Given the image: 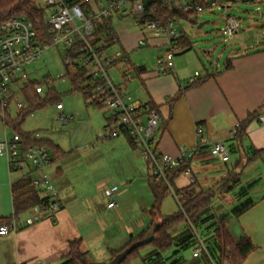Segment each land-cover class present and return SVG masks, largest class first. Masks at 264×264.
Returning <instances> with one entry per match:
<instances>
[{
  "label": "crops",
  "instance_id": "1",
  "mask_svg": "<svg viewBox=\"0 0 264 264\" xmlns=\"http://www.w3.org/2000/svg\"><path fill=\"white\" fill-rule=\"evenodd\" d=\"M126 1L129 9L131 1ZM240 4L247 7L244 12L248 28L242 29L238 37L249 34L251 44H246L247 38L238 39L214 64L206 65L193 54L195 42L181 29L193 49L177 48L175 68L169 74L158 76L156 65L137 66L144 69L133 74L137 82L132 79L127 81L128 86L116 85L134 99L157 109L160 124L155 141L160 154L176 158L183 149L199 151L198 158L175 179L176 189L192 186L188 173L195 178L197 191L213 189L232 171L240 174L239 186L227 195H236L233 208L246 201L253 206L235 218L236 229L230 225L231 232L237 238L249 239L255 247L244 264H264V155L248 161L255 150L264 151V124L258 120L264 111V34L258 33L260 20L264 19V3ZM240 4L230 6L227 13ZM213 13L194 16L198 22V17ZM127 18L139 26L130 16H117L99 29L105 42L111 37V28L117 38V43L111 46L113 51H121L129 57L131 52L144 47L157 49L159 53L169 48L165 37L150 38L141 46L147 36L132 31L134 23L129 21L126 25ZM203 23L205 26L210 22ZM196 73L200 74L197 82L189 84V78ZM237 124L244 129L239 140L237 135L231 134ZM199 128L202 129L200 137ZM10 130L0 120V141L12 138L14 132L9 134ZM39 139L45 138L40 136ZM45 140L57 146L54 141ZM104 142L110 150L97 163L98 167L91 169L83 168L81 161L89 155L88 150L69 153L61 149L63 155L58 159L51 154L52 162L44 172L59 194L60 209L54 218L43 217L40 206L17 219L13 217L12 185L26 178L32 168L11 171L7 158L0 156V227L9 226L7 235H0V264H63L70 253V244L77 240L81 241V250L89 263L109 264L114 253L122 251L131 239L138 238L149 228L152 221L149 211L154 205L150 164L127 137ZM218 142L228 147L230 162L221 163L210 156L211 147ZM65 158L74 159L76 165L72 171L57 166ZM85 178L91 182L89 191L82 183ZM115 185L120 188L114 198L117 207L108 209L104 191ZM241 189L246 193L240 196Z\"/></svg>",
  "mask_w": 264,
  "mask_h": 264
},
{
  "label": "built area",
  "instance_id": "2",
  "mask_svg": "<svg viewBox=\"0 0 264 264\" xmlns=\"http://www.w3.org/2000/svg\"><path fill=\"white\" fill-rule=\"evenodd\" d=\"M243 2L263 4L264 0H190L185 6H178L176 9L184 13L193 12L194 15L223 10L224 27L221 29V36L224 41H232L242 30L243 22L240 18L229 15L227 9ZM38 3L40 8L48 12L44 25L49 27V41L41 39L26 16L14 17L0 25V108L3 116L6 110L11 111L12 106L18 112L27 107L23 88L31 79L26 67L41 59L50 49H63L66 54L63 62L67 73H76L79 69L85 73L87 80L82 88L89 93L86 102L90 106L105 109L109 114L104 127V138L110 140L129 137L150 164L155 179L168 183V172L190 161L195 151L183 149L176 158L157 151L155 136L160 124L157 109L121 91L109 74L110 69L122 63L126 68L123 78L125 81H131L138 67L132 65L123 52L111 49V46L117 43L114 35L108 42L101 41L96 45L91 40L104 23L117 16H130L150 33L149 37L142 39L141 46L146 45L150 38L165 37L168 40L169 48L160 51L156 62L157 75L165 76L175 68V42L182 36V31L176 27V21L170 20L162 24L146 20L144 0L131 2L129 9L125 8L128 4L126 0H85L82 4L72 6L65 0H39ZM194 15L190 19L195 18ZM199 77L200 74L196 73L189 78V84L196 83ZM52 81L50 77L43 80L48 87ZM36 92L44 94L41 84L36 86ZM56 109L57 119L64 127L70 128L75 116L65 113L62 102L57 104ZM258 120L264 124V111ZM239 127L240 124H237L231 133L233 137L238 134ZM197 134L200 137L202 129L199 128ZM35 138H40L38 133ZM21 142V137L17 134L0 141V156L7 158L11 171L32 168L27 177L31 178L32 185L42 192L43 197L48 199L47 206H40L42 216L54 218L60 209L59 194L51 178L44 172L52 162L51 153L43 146L30 147L25 151ZM210 152L211 156L221 163L231 160L230 151L222 142L214 144ZM188 174L191 185H196L195 178ZM169 191L175 196L170 185ZM118 192L119 187L116 185L105 189L104 197L108 209L117 207L114 198ZM8 232L9 226L0 227L1 236L7 235ZM199 256L200 250L196 249L193 257Z\"/></svg>",
  "mask_w": 264,
  "mask_h": 264
},
{
  "label": "trees",
  "instance_id": "3",
  "mask_svg": "<svg viewBox=\"0 0 264 264\" xmlns=\"http://www.w3.org/2000/svg\"><path fill=\"white\" fill-rule=\"evenodd\" d=\"M65 1L68 5L72 6L75 4H82L85 0ZM38 2L39 0H0V25L14 17L26 16L33 23L41 39L43 41H49L51 38L49 27L44 25V20L48 12L40 8ZM144 6L146 20L158 21L162 24H166L170 20H175L176 22L189 21L191 20V16L194 15L193 12L184 13L178 9H174L173 6L164 0H144ZM106 24H108V22H106ZM109 31L112 37L113 33L111 28ZM102 40L103 38L100 36V31L98 30L91 41L96 45ZM106 40L108 39L106 38ZM187 42L188 38L184 34L176 40L175 46L177 48H183L185 51H190L193 48L192 45L187 44ZM143 70L142 68H138L136 72L141 73ZM66 76L71 81L73 92L81 94L86 101L89 93L82 88L83 83L87 80L84 71L79 69L76 73H67L66 69ZM38 84L41 83L30 81L29 84L25 85L23 88L24 98L27 103V107L24 110L18 112L16 117L12 118L9 110H6L3 116L2 109L0 108V120L3 121L7 128H10L14 132V135L17 134L21 137L23 150L26 151L30 147L43 146L51 152L52 156L58 159L63 155L61 148L54 145L49 140L35 138L36 132L24 133L20 130L28 115H32L36 110L42 109L48 104L55 103V106H57L58 103H61L60 97L57 95L56 98L52 90H49L47 96L38 94L36 92V86ZM119 89L121 90L120 87ZM243 135L244 129L240 125L236 138L239 140ZM127 138L135 146L133 141L129 137ZM198 152L199 151L195 152L194 157L190 161L168 172V183L165 181H157L151 171L149 178L150 188L154 197V205L149 211L152 219L151 224L142 235L136 239H131L130 243L122 251L131 244L142 240L155 224L159 225V229L155 234V240L150 245L135 250L122 264H127L132 255L149 246L154 247V249L142 257L144 264H163L167 259L172 260L171 264H207L210 262L207 254H205V263L196 259L198 257H193L196 260L192 263H188L187 260L182 257L184 251L194 247L196 244L192 227L202 224L206 225L207 235L212 231L211 238L216 242L218 247L219 255L217 264H244L248 256L254 251L255 247L249 239L245 237H235L230 228L231 217L237 218L244 214L253 206V203L246 201L243 204L235 206L231 213L218 218L213 214L212 209V200L218 193L215 192L214 189L197 191L194 185L181 190L175 188V179L186 171L189 163L198 158ZM263 155L264 151L255 150L248 161L252 162ZM224 182L226 184L223 186L224 189L222 188V191L227 194L231 193L241 182L240 174H236L232 171L227 175L224 181H221L217 185ZM169 185L175 192V196L179 203V210L172 215L165 216L161 213V207L165 198L171 194ZM245 193L246 191L244 189L239 191L240 196ZM12 195L14 206L13 217L16 219L35 207L48 205V199L44 198L42 192L32 185L30 177H26L14 183L12 185ZM183 225L186 226L185 230L176 234V230ZM81 244L80 240L70 244V253L63 264H91L87 261L86 254L82 252ZM122 251L114 253L113 259Z\"/></svg>",
  "mask_w": 264,
  "mask_h": 264
},
{
  "label": "rangeland",
  "instance_id": "4",
  "mask_svg": "<svg viewBox=\"0 0 264 264\" xmlns=\"http://www.w3.org/2000/svg\"><path fill=\"white\" fill-rule=\"evenodd\" d=\"M128 1L133 2L136 0ZM164 1L170 5L177 6H185V4L188 3V0ZM126 7L127 4L125 5V8ZM245 8H247L245 5L240 4V6L234 7L232 11L230 10L229 14L242 19L244 23L243 26H245L242 28L243 30L248 28L245 20L247 18L246 13L244 12ZM248 10H250V8H248ZM262 15L264 16V7ZM128 19L130 18H127L124 22L126 25H128L130 23L129 21H131ZM205 21H209L210 23L206 24L202 28H199V25ZM259 25H262V27H258V33L260 32L259 34L262 35L264 34V19L260 20ZM132 26V31L142 32L145 36L149 37L150 33L143 29L142 26H137L135 23ZM176 27L179 29V31L184 29L185 32L191 36V39L196 45L193 54L197 55L198 58L206 65L209 63L211 65L214 64L219 59L220 54L231 48L234 45L233 43H235L238 39L246 40L247 38L245 41L246 44H251L248 40L249 34L238 37L239 34L243 32V30L242 32L238 33L232 41H224V38L220 36V30L224 27L223 10H215L213 14H204L201 17H198L197 24H191L187 21L176 22ZM65 56L66 54L63 49H50L44 53L41 59L27 66L26 72L29 75L31 81L41 83V86L44 89L43 96H47L49 90L54 92L56 98L58 95L65 107V113L75 116V121L71 124L70 128L64 127L57 119L58 111H56V106L54 103L48 104L46 107L36 110L32 115H28L20 130L24 133L36 132L39 134V136H41V138L54 141L57 143L59 148L69 153H71V151L77 153V151L80 152L81 150H88L89 155L87 158L81 161L83 162V168L88 167L91 169L92 167H98L97 163L101 162L103 160L102 156L107 155L108 151L110 150V147H108L104 142L107 140L104 138V127L109 114L105 111V109L90 106L81 94L73 92L71 81L66 76V67L63 62ZM158 56L159 51L157 49L144 47L131 52L127 58H129L130 62L135 66L144 65L147 67H155ZM125 70L126 68H124V64L121 63L109 71L113 82L117 85H121L122 87L128 86V84L131 82L124 80L122 72ZM62 76H65V78H61ZM47 77H50L53 80L49 87L43 82V80ZM132 81L137 82V79H133ZM9 112L12 118H15L18 114V111H16L13 106ZM9 134H13V131L10 130ZM75 165L74 159L72 158H65L57 164V166H61L68 171H72ZM102 166L104 167V165ZM87 180L88 179L85 178L82 183H84L85 190L89 191L91 188V182ZM214 186L215 187L213 189L215 190L218 185ZM222 188L217 190L218 193L212 200L213 214L218 218L231 213L233 208L232 205L236 200L235 194L227 195V193L222 191ZM231 198L234 200H231ZM178 209L179 204L176 198L173 194H170L162 203L161 213L163 215H170L178 211ZM230 224L232 228L236 229L237 223L235 218L231 217ZM185 228L186 226L184 225L179 227L176 230V234L183 232ZM192 232L195 235L196 244L194 247L184 251L182 253V257H184L188 263H192L196 259L205 263V254H207L210 261L207 264H217L219 250L216 242L211 238L212 231L209 232L210 236L207 235L206 225L202 224L192 227ZM152 249H154V247L149 246L139 250L138 253L132 255L129 258L127 264H144L142 257ZM196 249L200 250V256L194 259L193 253ZM171 261V259H167L163 264H171Z\"/></svg>",
  "mask_w": 264,
  "mask_h": 264
},
{
  "label": "water",
  "instance_id": "5",
  "mask_svg": "<svg viewBox=\"0 0 264 264\" xmlns=\"http://www.w3.org/2000/svg\"><path fill=\"white\" fill-rule=\"evenodd\" d=\"M191 23L193 24H197V21L195 18H192L190 20ZM204 26V23L199 25V28H202ZM226 183H222L220 185H218L215 189V192H217V190L219 188H222ZM159 229V225L155 224L151 230L145 235V237L140 240L137 241L133 244H131L128 248H126L124 251H122L121 253H119L111 262L110 264H122L135 250L142 248L144 246H148L150 245L154 240H155V234L157 232V230Z\"/></svg>",
  "mask_w": 264,
  "mask_h": 264
}]
</instances>
